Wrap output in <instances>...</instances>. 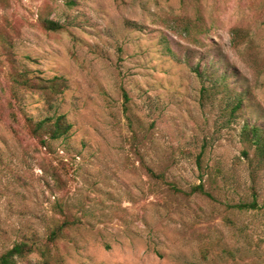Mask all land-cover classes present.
<instances>
[{
	"label": "rangeland",
	"instance_id": "374dc122",
	"mask_svg": "<svg viewBox=\"0 0 264 264\" xmlns=\"http://www.w3.org/2000/svg\"><path fill=\"white\" fill-rule=\"evenodd\" d=\"M10 53L68 81L53 103L19 92L72 125L48 147L10 120ZM246 126L264 130V0H0V255L68 219L53 264H264Z\"/></svg>",
	"mask_w": 264,
	"mask_h": 264
},
{
	"label": "trees",
	"instance_id": "16d2710c",
	"mask_svg": "<svg viewBox=\"0 0 264 264\" xmlns=\"http://www.w3.org/2000/svg\"><path fill=\"white\" fill-rule=\"evenodd\" d=\"M67 3L73 5L75 0H67ZM41 25L48 32H61L65 30L63 25L49 18H42ZM6 44H8L7 41ZM9 60L12 65L10 75V90L12 97L8 102L10 120L17 124L22 123L29 134L39 140L44 147H48L50 142L63 139L72 129V125L68 122L67 117L64 115L52 116L34 122L26 113H24L22 101L19 100V92L21 90L32 92L41 91L48 98L49 102L53 103L56 96L68 87V81L62 77H55L47 80L40 76L31 77L30 71L22 66L13 53L9 54ZM125 97L127 98V94H125ZM242 104L243 101L239 99L238 104L235 107V112L240 110L243 106ZM18 111H20L19 115ZM244 131L251 143L255 146L257 161L262 162L264 159V130L257 126H246ZM201 161L202 159L200 157L199 165L202 168ZM150 173L155 176L152 170H150ZM192 192H199L211 196L210 193L206 192L204 185H199L193 188ZM236 207L241 210H256L259 208V204L257 199H254L249 203L236 205ZM71 226L72 222L68 219L61 222V224L51 232L46 245L43 247H37L27 242L14 245L11 249L0 255V264H18L19 259H23L34 252H38L41 255L44 264H53V259L58 263L59 260L55 257L57 253L53 252L52 248L56 249L58 242L64 237Z\"/></svg>",
	"mask_w": 264,
	"mask_h": 264
}]
</instances>
